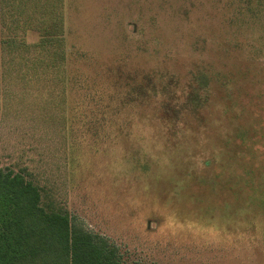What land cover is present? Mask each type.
Here are the masks:
<instances>
[{
  "label": "rangeland",
  "instance_id": "obj_1",
  "mask_svg": "<svg viewBox=\"0 0 264 264\" xmlns=\"http://www.w3.org/2000/svg\"><path fill=\"white\" fill-rule=\"evenodd\" d=\"M59 7L72 81L0 82V168L117 264H264V0Z\"/></svg>",
  "mask_w": 264,
  "mask_h": 264
},
{
  "label": "trees",
  "instance_id": "obj_2",
  "mask_svg": "<svg viewBox=\"0 0 264 264\" xmlns=\"http://www.w3.org/2000/svg\"><path fill=\"white\" fill-rule=\"evenodd\" d=\"M60 2L0 0V82L7 77L22 91L44 89L55 74L66 91L72 79L65 64L72 55L57 50L64 28ZM23 172L0 168V264H117L99 236L73 225L67 214L48 212Z\"/></svg>",
  "mask_w": 264,
  "mask_h": 264
}]
</instances>
